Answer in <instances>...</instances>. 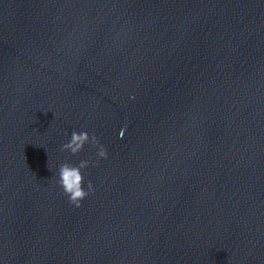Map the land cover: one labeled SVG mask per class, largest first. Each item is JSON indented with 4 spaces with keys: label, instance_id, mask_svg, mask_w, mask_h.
Segmentation results:
<instances>
[{
    "label": "water",
    "instance_id": "water-1",
    "mask_svg": "<svg viewBox=\"0 0 264 264\" xmlns=\"http://www.w3.org/2000/svg\"><path fill=\"white\" fill-rule=\"evenodd\" d=\"M0 264H264V0H0Z\"/></svg>",
    "mask_w": 264,
    "mask_h": 264
},
{
    "label": "clouds",
    "instance_id": "clouds-1",
    "mask_svg": "<svg viewBox=\"0 0 264 264\" xmlns=\"http://www.w3.org/2000/svg\"><path fill=\"white\" fill-rule=\"evenodd\" d=\"M121 135L123 133L121 132ZM86 143H91L93 146L99 145L95 135L89 136L87 131L73 130L70 134V139L61 145V150H67L71 154L75 155L76 153L83 150V147ZM97 155L101 158H107V150L103 145H99ZM88 160H80L78 164L73 165L70 162L61 163L58 167V179L57 183L62 187L63 192L67 195L69 203L75 205L76 207L80 206V202L89 194L90 191H93L92 182L88 181L87 191L82 186L84 183V175L82 169L86 168L88 165Z\"/></svg>",
    "mask_w": 264,
    "mask_h": 264
}]
</instances>
